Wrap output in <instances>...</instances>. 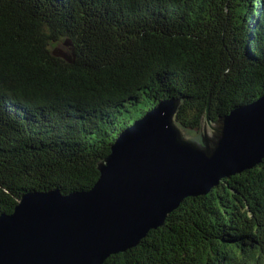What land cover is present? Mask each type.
I'll list each match as a JSON object with an SVG mask.
<instances>
[{"label": "trees", "instance_id": "obj_1", "mask_svg": "<svg viewBox=\"0 0 264 264\" xmlns=\"http://www.w3.org/2000/svg\"><path fill=\"white\" fill-rule=\"evenodd\" d=\"M263 94L264 0H0V214L30 191L92 188L162 99L199 131L207 110ZM103 264H264V158Z\"/></svg>", "mask_w": 264, "mask_h": 264}, {"label": "water", "instance_id": "obj_2", "mask_svg": "<svg viewBox=\"0 0 264 264\" xmlns=\"http://www.w3.org/2000/svg\"><path fill=\"white\" fill-rule=\"evenodd\" d=\"M180 104L162 99L122 130L92 188L30 191L1 213L0 264H103L163 225L184 198L263 160L264 94L216 120L207 110L199 131L177 120Z\"/></svg>", "mask_w": 264, "mask_h": 264}, {"label": "rangeland", "instance_id": "obj_3", "mask_svg": "<svg viewBox=\"0 0 264 264\" xmlns=\"http://www.w3.org/2000/svg\"><path fill=\"white\" fill-rule=\"evenodd\" d=\"M53 49L59 51V53L62 55L63 51L65 49V46H52ZM59 49V50H58Z\"/></svg>", "mask_w": 264, "mask_h": 264}]
</instances>
